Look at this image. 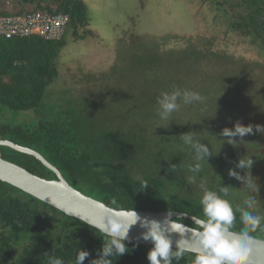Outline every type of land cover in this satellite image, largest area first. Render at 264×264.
Listing matches in <instances>:
<instances>
[{"label":"trees","instance_id":"16d2710c","mask_svg":"<svg viewBox=\"0 0 264 264\" xmlns=\"http://www.w3.org/2000/svg\"><path fill=\"white\" fill-rule=\"evenodd\" d=\"M194 1L193 14L204 19L196 22L197 33H172L169 43L161 36L165 49L152 42L153 49L148 46L149 57L142 69L154 64L173 66L175 77L162 82L160 93L174 88L187 89L199 92L208 105L214 106L228 95L231 99L233 91L242 92L245 99L240 104H232V114L228 116L236 123L254 126L253 133L243 137V141L237 136L233 138L236 143L229 144L227 137L224 146L222 135L216 136L218 139L213 143H209L213 137L210 131L197 136L212 155L202 162L203 171L198 174L196 184L188 183L192 175L188 167L195 163L194 151L185 146L180 137L193 133L192 128L188 130L191 125L197 130L204 128L206 118L198 112L199 103L183 105L168 121H161L157 110L147 114L139 110L135 114L145 117L137 115L138 121L156 124L144 125L137 131L127 129L123 133L114 129L116 120L101 119L103 113L109 117L111 109L99 104L119 100L122 89L104 91L99 88L89 94L87 91L89 97H82L80 108L66 109L54 119L32 121L30 117L7 116L10 110L18 113L37 108L47 90L50 95L55 83L65 82L58 55L67 33L72 32L77 38L89 33L84 29L88 25L85 0H13L16 13L46 9L68 15L69 21L58 40L37 35L14 38L0 35V139L39 150L72 186L105 204L116 199L117 206L125 209L176 210L203 218L202 192L197 185L204 178L209 188L229 187L234 203H242L246 196L253 195L259 210L264 211V191L259 188L258 192L250 193L244 181L229 175L233 170L246 176L250 170L239 168V160L249 156L259 160L264 154V136L255 132V125H259L256 121L264 118V0ZM5 2L0 0L1 14L10 13ZM206 17L219 27L216 30L210 24L207 29L203 27ZM168 54L174 63L167 60ZM203 66L211 70H204ZM198 72L204 77L198 78ZM143 78L140 74L137 83H143ZM71 84L63 85L67 92L75 94L76 89H72ZM139 87L143 91V86ZM95 97L101 101H95ZM156 102H150V107L158 108ZM250 107L256 110L251 112ZM128 109L125 112L128 113ZM223 110L225 113L227 108ZM130 112L133 116L134 111ZM251 144L254 149L250 152L247 147ZM0 156L41 177L57 179L56 173L32 154L0 144ZM137 177L146 180L148 186L143 187ZM236 215L234 229L239 224V213ZM186 224L196 227L191 219ZM105 239L103 233L88 223L0 179V264H47L49 256L61 257L65 264H73L82 250L90 254L83 264H91L92 260L101 258ZM125 243L129 251L121 256H110L113 264H150L147 254L152 245ZM194 258V253H185L179 264H192Z\"/></svg>","mask_w":264,"mask_h":264},{"label":"rangeland","instance_id":"374dc122","mask_svg":"<svg viewBox=\"0 0 264 264\" xmlns=\"http://www.w3.org/2000/svg\"><path fill=\"white\" fill-rule=\"evenodd\" d=\"M2 1H6L5 8L9 10V12H14L13 0ZM8 1L10 4H7ZM85 1L88 9L86 13L88 25H86L84 29H87L89 33L83 38H77L72 32L67 33L66 42L60 49L58 55L59 63L63 65L61 74L64 75L65 73V82H67V84L72 83L70 87L74 90L76 89L75 94H80L75 95L67 92L63 85L65 82H62V76L60 78V82L62 83H55L54 86L50 88L52 89L50 95H48L49 90L46 91L40 106L31 110H20L18 113L14 110H10L7 112V116L9 118L17 117L20 119L30 117L32 121L39 119H54L60 114H63L66 109L71 110L80 108L82 97H84V99H86L87 96L89 97L87 91L89 94L94 91H99V88L104 91L107 89H122L124 92L119 100L110 99L107 102H99L105 109H111L110 116H104L105 113H103L101 119L116 120L113 127L116 129L117 133H123L127 129L137 131L141 130L140 127L144 125L156 124L138 121V114L135 113L139 110L145 114L150 111L156 112L157 108H151L150 102L157 101V97H159V93L162 89V82L173 80L175 77V70L173 66L167 64L166 66L164 64H160V66L154 64L147 67L146 70H143L142 68L146 66L145 62L150 53L148 46L153 49L152 42H157L164 48L166 43L172 41V39H168L169 36L175 32L185 33L187 35L197 33L199 26L196 22L198 23L203 18L201 15L196 17V15L193 14L195 11L193 10L195 1ZM205 20L203 27L206 29L210 27V25L214 27L215 30L219 27L218 23H213L208 17H206ZM161 36H164L166 43L160 38ZM172 45L173 43H171V46ZM167 60L174 63L173 58L169 54ZM203 67H205L204 70H211L209 66ZM140 74L144 76L143 83H137ZM197 77L200 78L204 76L198 72ZM221 79L222 78H220V80ZM173 84L174 82L172 85ZM139 85L143 86V91L145 93H142L143 91ZM231 85L233 88V84ZM233 93L231 99H228V95L226 100L220 101L214 106L200 104L198 112L201 111V116H205V126L197 130L191 125L188 130L192 128L196 136H201L203 132L210 131L213 137L210 138L209 143H213L218 139L216 136L221 135L224 128L234 129L233 127L236 121L228 116L229 113L230 115L232 114L231 105L240 104V101H243L246 96H243L240 91H233ZM102 99L103 101L106 100L105 97ZM94 100L97 101L99 98L95 97ZM118 103L120 104L118 105ZM247 106H250L248 100ZM126 108L128 109V113L125 112L127 111L125 110ZM223 108H227L225 113ZM188 110L192 112L190 108H188ZM249 110L253 112L256 109L250 107ZM130 111H134L133 116ZM138 116L140 118L145 117L142 115ZM3 117H6V115ZM5 119H7V117ZM260 120L262 122H260ZM260 120L256 122L264 126V118ZM226 138L227 137L222 138L221 144L223 146L224 143H226ZM240 141L243 140L240 139ZM150 142L154 143L153 141ZM167 147L169 146L167 145ZM249 147L251 152L254 146L251 144L247 148ZM263 156L264 154L259 160L251 156L254 160V165L252 169H250V172L256 183H258L257 185L259 188L264 191ZM80 186L85 193L90 194L84 189L83 185ZM262 197L264 199V194ZM262 201L264 202V200ZM259 211L264 214V211ZM179 218H182L184 222H188L190 219L187 216H181ZM255 234L256 237L264 239V232L257 231Z\"/></svg>","mask_w":264,"mask_h":264},{"label":"clouds","instance_id":"9594fccd","mask_svg":"<svg viewBox=\"0 0 264 264\" xmlns=\"http://www.w3.org/2000/svg\"><path fill=\"white\" fill-rule=\"evenodd\" d=\"M193 103L205 104L206 98L199 92L187 89L174 88L170 92L162 91L157 98V115L161 121H168L172 114L178 112L183 105ZM253 131V125L245 126L238 121L234 130L224 128L221 135L229 138V144H235L236 141L233 138L239 136L242 140ZM255 132L264 136V126L255 125ZM180 140L191 151H194L195 163L188 167V172L192 173L188 178V183L196 184L198 174L203 171L202 162L207 160L212 153L194 133L183 134ZM253 165L254 160L250 156L239 160L238 163L241 169L250 170ZM229 175L244 181L248 192L259 191L250 171L246 176H241L230 170ZM137 179L143 187L148 186L146 180L140 177ZM197 186L202 192L200 204L203 218L194 217L196 225L194 228L185 225L179 218L168 219L166 226H162L158 220L142 218L134 208L125 209L117 206L116 199H112L109 204L94 202L105 214L102 224H96L79 213H75L77 218L107 237L101 258L92 260L91 264H113V261L109 259L110 256H121L127 253L129 249L125 242L131 243L132 238L129 232L138 223L146 231L137 240H151L154 244L147 254L150 264H173V261L179 264L185 253H194L195 258L192 264H251L257 249L264 244V240L252 235L258 230L264 232V214L259 211L258 201L253 195H248L242 203H234L230 198L229 187L218 185L215 188H209L204 178ZM237 213H239V224L234 229L233 224L237 220ZM169 233L179 235V239L175 241V250H173V239ZM89 255L88 251H79L73 264H83ZM47 264H65V261L61 257L49 256Z\"/></svg>","mask_w":264,"mask_h":264},{"label":"water","instance_id":"95a60500","mask_svg":"<svg viewBox=\"0 0 264 264\" xmlns=\"http://www.w3.org/2000/svg\"><path fill=\"white\" fill-rule=\"evenodd\" d=\"M0 144L8 145L18 151L36 156L43 164L53 170L57 175V179H47L35 173H32L28 169L0 156L1 180L9 182L31 193L37 198L62 210L68 215L76 217L75 213H79L81 216L94 221L96 224L103 223L105 214L103 210L99 209L94 203L95 201L100 200L92 196H88L72 186L60 171V169L57 166L53 165L49 160H47L39 150L20 145L8 139H0ZM136 211L142 218L160 221L162 223V226H166V221L168 219L175 220V217L179 218L181 216H187L192 221H194V217H196L186 212L176 210ZM184 224L189 226L190 228H194L193 226H190L186 223ZM144 231H146V229L140 227L139 223L133 226L129 232V236L132 238L131 241L154 246L151 240H137V238L140 237ZM169 235L173 239V247L175 248V241L179 239V235L175 233H169ZM188 235H191V233H188ZM251 264H264V244H262L261 247L257 249L256 254L252 258Z\"/></svg>","mask_w":264,"mask_h":264},{"label":"built area","instance_id":"2783aa9c","mask_svg":"<svg viewBox=\"0 0 264 264\" xmlns=\"http://www.w3.org/2000/svg\"><path fill=\"white\" fill-rule=\"evenodd\" d=\"M68 21V15L46 9L0 13V35L7 38L37 35L47 40H58L64 35Z\"/></svg>","mask_w":264,"mask_h":264}]
</instances>
